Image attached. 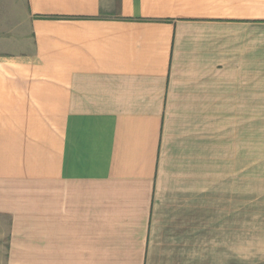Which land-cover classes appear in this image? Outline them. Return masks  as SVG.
I'll use <instances>...</instances> for the list:
<instances>
[{"label": "crops", "instance_id": "obj_1", "mask_svg": "<svg viewBox=\"0 0 264 264\" xmlns=\"http://www.w3.org/2000/svg\"><path fill=\"white\" fill-rule=\"evenodd\" d=\"M11 2L0 264H264V0Z\"/></svg>", "mask_w": 264, "mask_h": 264}, {"label": "rangeland", "instance_id": "obj_2", "mask_svg": "<svg viewBox=\"0 0 264 264\" xmlns=\"http://www.w3.org/2000/svg\"><path fill=\"white\" fill-rule=\"evenodd\" d=\"M10 2L13 0H9ZM23 0H15L16 4H22ZM10 5L13 4V2L9 3ZM12 7V6H11ZM251 115V132L252 130L259 131V133L264 132V108L263 109H251L250 112ZM255 120V121H254ZM257 128V129H252ZM3 253L0 252V259H2Z\"/></svg>", "mask_w": 264, "mask_h": 264}]
</instances>
